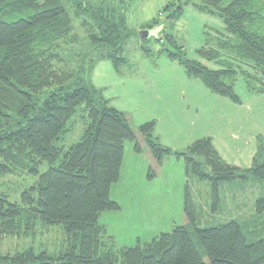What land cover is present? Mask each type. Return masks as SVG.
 I'll list each match as a JSON object with an SVG mask.
<instances>
[{
    "label": "trees",
    "instance_id": "obj_1",
    "mask_svg": "<svg viewBox=\"0 0 264 264\" xmlns=\"http://www.w3.org/2000/svg\"><path fill=\"white\" fill-rule=\"evenodd\" d=\"M122 4L123 0H66V6L62 0H0V176L14 171L37 176L17 202L0 193V240L26 236L37 225L59 226L65 237L56 254L32 249L0 253V264H264V197L255 201L252 230H248L256 237L252 240L243 230L247 225L235 221L198 227L188 188L183 204L186 225L129 248L107 247L99 217L120 209L109 191L120 177L125 142H132L137 154L142 151L141 140L147 145L153 164L149 179L165 157H183L186 172L208 182L212 213L220 204L221 185L236 180L264 183L262 139L248 169L226 164L208 138L194 141L183 153H172L154 137V121L133 130L123 113L85 82L86 67L80 72L55 68L61 62L58 52L62 46L78 39L73 34L74 20L80 21L92 47L88 63L107 58L117 68L124 62L125 45L138 31L159 27V16L170 13L169 19H175L183 6L191 5L200 13L220 18L224 25L225 34L206 33L205 46L196 51L218 68L188 59L169 35L162 40L175 50L159 53L166 52L188 78L200 81L211 94L238 104L233 89L238 77L250 93H264V0H178L177 6H165L138 30L128 25ZM79 107L86 111L88 125L78 142L63 150L55 144ZM42 164L48 169L39 174Z\"/></svg>",
    "mask_w": 264,
    "mask_h": 264
},
{
    "label": "rangeland",
    "instance_id": "obj_2",
    "mask_svg": "<svg viewBox=\"0 0 264 264\" xmlns=\"http://www.w3.org/2000/svg\"><path fill=\"white\" fill-rule=\"evenodd\" d=\"M62 2L66 6V0ZM169 4L177 6L178 0H123L122 5L126 8L128 25L138 30V27L157 17ZM169 17L170 13L159 19L162 26L160 34L147 39V42L141 40L138 31L137 37L125 45L124 62L117 68L107 58L93 59L91 64L88 63L89 59L86 58L92 47L80 28V21L74 20L73 34L78 39L71 45L62 46L58 52L61 62L55 64V68H75L80 72L86 67L85 82L100 91L109 106L123 113L133 130L154 121L165 144L174 148L167 147L172 152H181L185 143H188V147L199 140L198 136L215 132V125L231 129L236 134L242 129L240 134L244 142H249L251 136L264 140V93H250L244 80L238 77L233 86L239 99L238 104L229 100H226L228 106L220 103L207 104L201 96L192 103L189 93L198 92V87L204 89V86L200 81L188 78L181 66L166 57V52L159 53L163 50H175L165 38L162 40L164 35H169L174 39V45L181 47L188 59L196 60L211 69L218 68L213 62L202 60L196 51L205 46L206 33L225 34L221 19L202 14L191 5L183 6L177 18L170 20ZM142 46L149 53H145ZM237 122L241 124L240 130H235ZM68 125L67 132L55 144L63 150L77 143L88 125L87 113L83 107L76 110ZM216 134L219 135L218 132ZM140 146L142 151L137 154L133 150V143L125 142L120 182L113 184L109 191L110 199L115 200L120 209L104 212L99 217V223L104 226L108 238V248L118 251L138 242L146 243L161 233H170L175 227L186 225L183 212L185 188L189 189L195 205L198 227L210 228L235 221L242 226L247 225L243 228L245 234L252 240L256 239L248 232L252 230L255 200L264 196L263 182L236 180L221 185L220 204L217 211L212 213L208 182L186 174L183 157H165L160 168L152 169L155 176L149 179V167L153 164L151 160L146 164L144 154L149 157V152L143 140ZM197 161L202 164L200 159ZM202 167L204 172L209 173L205 165ZM47 169L48 165L42 164L38 172L41 174ZM36 180L37 176L23 171L0 176V193L9 201L17 202L21 193ZM131 191L134 192L133 196ZM64 239L61 227L37 225L26 236L1 239L0 253L12 254L32 249L36 253L53 255L63 248ZM192 240L202 260L207 263L205 253L194 235Z\"/></svg>",
    "mask_w": 264,
    "mask_h": 264
},
{
    "label": "crops",
    "instance_id": "obj_3",
    "mask_svg": "<svg viewBox=\"0 0 264 264\" xmlns=\"http://www.w3.org/2000/svg\"><path fill=\"white\" fill-rule=\"evenodd\" d=\"M205 15H207V14H205ZM207 16H210V15H207ZM210 17H214V16H210ZM159 19H163V16H159ZM196 86L198 87V85H196ZM198 88H199L198 92H190L189 93L190 102L194 103V101L196 99H198L199 96H201L204 99L205 103H207V104L220 103V104H224V105L228 106V103H226V100H227L226 98H222V97L211 94L205 87H203L204 89H202V88L200 89V87H198ZM196 93L198 96L196 95ZM240 126H241V124L239 125V123H238V126L235 128V130L236 129L240 130ZM213 130H215V132L207 134L206 136H203V135L198 136L200 138H197V139H203V138L210 139L214 150L216 151L218 156L226 164L238 167L240 169L249 168L251 165L252 159H253L256 151H257L259 138L255 139V137L253 138L251 136L249 142H244L243 139H241V134H240V133H242V129H241L240 133L238 132V134H236V132L234 133V131H232L231 129H228V128L224 129L220 126L215 125ZM217 132L219 133V135L216 134ZM154 137L156 138L158 144H160L162 147H164V148L170 147L171 149H174L173 147L169 146V144H165V142L163 141V137H162L161 132L159 133L157 131L156 124H155V128H154ZM255 140H256L257 144H255L256 143ZM190 143L191 142H189V144ZM184 145H185V148H184V150H181V152H172V151L171 152L172 153H183V151H186L188 143L187 144L185 143ZM170 148H167V149L170 150ZM144 156L146 157V164H149V162H150L149 157H147L145 154H144ZM175 157H177V156H175ZM186 174H187V172H186ZM119 182H120V177H119V181L116 184H118ZM131 193L133 196L134 192L131 191ZM261 197H264V196H261ZM147 198H149V197H147ZM113 201H115V200H113Z\"/></svg>",
    "mask_w": 264,
    "mask_h": 264
},
{
    "label": "water",
    "instance_id": "obj_4",
    "mask_svg": "<svg viewBox=\"0 0 264 264\" xmlns=\"http://www.w3.org/2000/svg\"><path fill=\"white\" fill-rule=\"evenodd\" d=\"M161 27L162 26H159V27L151 29V30L140 31L139 33H140L141 40L144 41V40H147V39L152 38V37L155 38L161 32L160 31Z\"/></svg>",
    "mask_w": 264,
    "mask_h": 264
}]
</instances>
